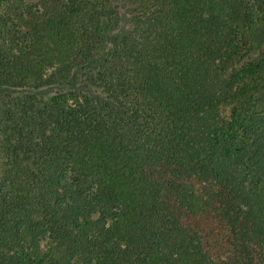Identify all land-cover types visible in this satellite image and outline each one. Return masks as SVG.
I'll use <instances>...</instances> for the list:
<instances>
[{"label": "trees", "instance_id": "obj_1", "mask_svg": "<svg viewBox=\"0 0 264 264\" xmlns=\"http://www.w3.org/2000/svg\"><path fill=\"white\" fill-rule=\"evenodd\" d=\"M1 90L0 264H264V0H0Z\"/></svg>", "mask_w": 264, "mask_h": 264}, {"label": "rangeland", "instance_id": "obj_2", "mask_svg": "<svg viewBox=\"0 0 264 264\" xmlns=\"http://www.w3.org/2000/svg\"><path fill=\"white\" fill-rule=\"evenodd\" d=\"M123 21L120 23V29L116 32V33H113V34H111V35H109L108 37H107V44H111V43H113V40L122 32V28H123ZM77 83V79L75 78V79H73V81H71V84H70V86H73V85H75ZM3 92L4 91H0V96L3 94ZM40 92H42V94H49V93H51V90H49V89H44V90H42V91H40ZM40 92H38V93H40Z\"/></svg>", "mask_w": 264, "mask_h": 264}]
</instances>
